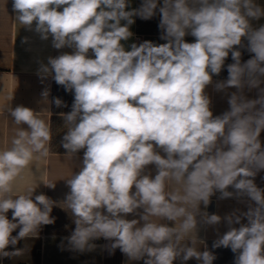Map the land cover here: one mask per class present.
<instances>
[{
	"label": "clouds",
	"instance_id": "1",
	"mask_svg": "<svg viewBox=\"0 0 264 264\" xmlns=\"http://www.w3.org/2000/svg\"><path fill=\"white\" fill-rule=\"evenodd\" d=\"M202 5L192 11L185 0H164L160 26L174 39L160 46L145 42L125 51L120 41L130 33L127 26H120V20L131 24L133 15L124 10L126 0H13L22 24L31 26L35 21L36 31L45 39L50 33L57 49L73 44L76 48L74 54L50 59L49 64L55 81L75 90L73 110L66 119L71 123L79 116V122L65 135L63 147L71 152L86 148L83 169L68 182V206L77 217L70 240L77 248L83 250L90 239L103 236L115 238L113 248L120 247L130 257L139 258L146 252L150 257L146 264H173L177 252L171 243L148 245L171 240L176 229L152 222L134 229L137 221L120 214L146 205L145 221L149 216L173 221L185 217L180 231L188 232L195 227V219L178 202L207 205L214 188L229 196L224 190L233 185L246 191L259 207L246 213L248 225L231 229L213 246L241 250L237 264H264V194L247 179L254 175L249 166L264 169V151L258 140L264 130V96L243 100L233 94L231 110L213 119L209 100L203 95L211 79L208 70L218 74L229 50L243 36H248L249 51L255 56L241 64L240 52L232 51L229 78L218 87L239 89L246 75L250 87L259 84L255 74L264 75V27L249 35L245 17L256 18L261 10L251 0H214L211 4L202 0ZM60 6H64L62 11L57 10ZM155 8V0H148L138 14L148 19ZM186 29H191L195 42H184ZM89 49L94 59L88 58ZM42 72L47 74L49 68L43 67ZM55 103L61 105L59 99ZM256 104L261 109L253 115ZM12 115L31 132L20 131L14 148L0 153V194L11 191L10 182L30 162L34 151L43 149L47 154L45 142L50 139L48 127L32 110L17 107ZM226 125H230L227 134ZM220 137L229 146L227 151L216 147ZM153 142L164 149L167 159L154 152ZM152 163L158 166V174L138 179L141 170ZM169 176L184 181L185 195L166 198L164 182ZM237 177L243 178L237 181ZM35 201L23 195L15 200L0 198V250L16 243L11 233L18 225L23 226L18 234L22 238L38 225L52 222L47 198L38 195ZM100 208L110 216L97 211ZM9 210L17 223L7 218ZM219 220L216 215L208 218L213 224ZM239 220L235 218L236 223ZM228 222H233L231 217ZM193 256L202 257L204 264H211L214 258L189 248L184 259Z\"/></svg>",
	"mask_w": 264,
	"mask_h": 264
},
{
	"label": "crops",
	"instance_id": "2",
	"mask_svg": "<svg viewBox=\"0 0 264 264\" xmlns=\"http://www.w3.org/2000/svg\"><path fill=\"white\" fill-rule=\"evenodd\" d=\"M148 0H126L125 11L131 12L132 23L121 19L120 26H127L130 35L127 39H122L120 45L125 51H131L133 46L139 47L144 38L155 46H160L173 40L168 37L166 28L161 27L162 15L160 8L164 6V0H155L156 8L153 15L148 19H143L138 13L142 10ZM214 0H208L213 3ZM252 5L261 10V15L245 17L249 23V35L251 31L264 27V0H251ZM186 6L192 11H198L203 5L202 0H185ZM64 6L57 10L62 11ZM103 7V6H102ZM108 10V9H105ZM241 13H245L241 5ZM18 13L13 10V0H0V153L10 151L14 148V140L19 138V132H31L25 123H16L12 112L17 107H26L33 111V114L44 121L49 129L50 139L45 142L47 154H43V149L33 152L30 162L20 170V172L10 182L11 191L0 194V198L13 200L23 195L35 201L38 195H44L51 206L48 224H40L26 236H18L22 225H18L11 233V237H16L15 244H9L5 249L0 250V264H146L150 259L147 253H143L139 258L130 257L124 253L120 247L113 248L115 238H104L98 241H88L83 250L77 248L70 240L76 230L77 217L68 206L67 197L71 194L69 181L73 179L84 167V154L86 148L71 152L63 147L66 141L65 135L71 128L79 122V116L75 122H68L66 117L73 110L75 101V90H67L64 85L58 84L55 73L51 70L50 59L58 58L64 54H74L75 45L62 48L54 47V38L49 33L47 38H42V34L36 31V22L31 26L22 24L18 20ZM112 23V21H109ZM149 23V26H146ZM106 31L108 29H105ZM184 42L193 43L196 38L190 34L191 29H186ZM232 51L240 52L241 64L252 59L255 54L249 51L248 36L241 37V43L233 46L229 50L228 56L218 74L212 73L209 69L210 82L205 86L203 95L209 100V110L212 118L222 117L231 110L230 99L233 94L242 97L243 100H258L264 96V75L255 74L259 84L250 87L247 75L244 77L242 87H218L229 78L228 66L233 64ZM88 58H95L94 52L89 49ZM47 66L49 72H42V68ZM264 67V64H261ZM47 91L48 95L43 93ZM59 99L61 105L57 106L55 101ZM261 109L260 104H256L251 110V114ZM230 125H226L227 134ZM224 138L217 140L216 147L224 151L228 150L223 143ZM258 140L261 143L260 151H264V130H261ZM154 144V152L162 158L167 159V153L160 146ZM215 149L213 150V154ZM174 158H178L175 157ZM244 166V165H241ZM254 175L247 177L251 179L255 186L264 194V169L257 170L249 166ZM191 166L189 171H191ZM159 172L155 163L146 165L140 172L139 178L148 176L154 178ZM187 173L185 174V178ZM243 177H237V181ZM164 191L166 198L169 194L185 195L184 181H176L169 176L165 179ZM136 191L133 187L132 192ZM224 191L231 195L224 196L219 189H213L209 196L207 205L202 201L198 204H185L178 202L177 206H183L195 219V227L188 232L182 233L180 226L185 217L176 220H168L165 217L149 216L148 221L142 217L147 215L146 205L134 210L129 214L121 213V217L126 220H136L135 228H141L147 222L165 225L176 229L171 240L164 241L161 245L149 242L150 247H162L171 243L177 255L173 264H204V260L193 256L184 259L187 249L191 248L196 253L208 252L212 257L211 264H237L241 250L233 252L231 247L213 245L231 229H239L242 225H248L249 219L246 213L259 207L250 198L246 191L238 190L233 185L228 186ZM44 210L43 205H38ZM103 215L110 216L105 208H100ZM264 211V209H262ZM216 215L220 218L218 223H209L208 218ZM7 218L13 223L17 221L12 218V210L6 213ZM233 222L230 224L228 218ZM239 217V223L235 218ZM177 235L180 239L177 240ZM264 255V246H262ZM154 259V258H152Z\"/></svg>",
	"mask_w": 264,
	"mask_h": 264
},
{
	"label": "built area",
	"instance_id": "3",
	"mask_svg": "<svg viewBox=\"0 0 264 264\" xmlns=\"http://www.w3.org/2000/svg\"><path fill=\"white\" fill-rule=\"evenodd\" d=\"M101 239H102V237L100 236V237L92 238V239H90V241H98V240H101Z\"/></svg>",
	"mask_w": 264,
	"mask_h": 264
},
{
	"label": "rangeland",
	"instance_id": "4",
	"mask_svg": "<svg viewBox=\"0 0 264 264\" xmlns=\"http://www.w3.org/2000/svg\"><path fill=\"white\" fill-rule=\"evenodd\" d=\"M145 42H150L147 37L143 39L142 44H144Z\"/></svg>",
	"mask_w": 264,
	"mask_h": 264
},
{
	"label": "trees",
	"instance_id": "5",
	"mask_svg": "<svg viewBox=\"0 0 264 264\" xmlns=\"http://www.w3.org/2000/svg\"><path fill=\"white\" fill-rule=\"evenodd\" d=\"M147 2H148V1H147ZM145 4H146V3H145ZM145 4H144V5H145ZM146 26H149V23H148Z\"/></svg>",
	"mask_w": 264,
	"mask_h": 264
}]
</instances>
